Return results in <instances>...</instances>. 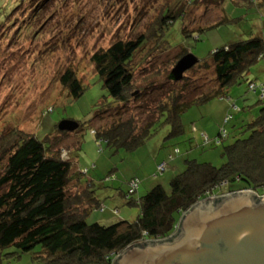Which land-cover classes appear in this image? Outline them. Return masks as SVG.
Here are the masks:
<instances>
[{
  "label": "rangeland",
  "instance_id": "rangeland-1",
  "mask_svg": "<svg viewBox=\"0 0 264 264\" xmlns=\"http://www.w3.org/2000/svg\"><path fill=\"white\" fill-rule=\"evenodd\" d=\"M193 1L178 2V8L183 5L185 15L176 17L164 28L162 39L170 49L156 51L153 55L148 53L146 58L141 57L144 52H140L135 57L136 63H142L135 70L133 89H140L150 81L157 86L163 85L160 89H168L166 81L180 47L198 60H204L214 49L251 36H259L264 42V6L256 4L257 0ZM0 2V17L5 14L0 21V130L14 126L42 139L63 119L82 123L76 131H70L59 149L63 159L68 158L74 163L72 170L83 172L84 178L92 182L91 189L103 209L91 210L85 218L88 223L97 221L109 225L119 220H134L138 206L128 204L122 197L127 190V181L132 177L139 180L133 194V198H138L157 183L168 191L169 180L184 168L185 159L221 166L225 161L221 153L223 146L237 137V127L255 117L262 106L259 93L255 92H260L264 83V56L251 64L248 80L231 83L224 97H213L186 109L181 114L183 131L180 134L168 136L170 126L163 124L133 150L109 146L96 140L90 126L109 123V118L88 122L98 104L110 100L90 56L117 39H129L140 32L156 30L160 15L167 7H173L176 0ZM6 3L7 7H3ZM224 16L226 20H222ZM213 23L217 25L208 27ZM184 27L186 31H183ZM66 69H71L85 83L78 99L68 98L66 89L59 82L60 74ZM155 69L157 74H153ZM187 75L191 84L198 86L196 93L199 86L204 90L205 86L214 85L212 63L208 70L197 67ZM249 80L258 90L247 87ZM200 115L208 119L205 122L210 129L221 127L227 137L203 146L201 136L207 134L197 123ZM221 115L223 118H219ZM76 139L78 147L70 154L68 150L73 146L69 147V144H74ZM175 148L179 153L168 161L166 169L158 175L154 171L151 173L154 165L165 160ZM72 184L73 181L70 186ZM73 187L70 188L72 192ZM14 250L8 247L3 253ZM0 264L34 262L31 253L27 252L17 258L2 255Z\"/></svg>",
  "mask_w": 264,
  "mask_h": 264
},
{
  "label": "trees",
  "instance_id": "trees-1",
  "mask_svg": "<svg viewBox=\"0 0 264 264\" xmlns=\"http://www.w3.org/2000/svg\"><path fill=\"white\" fill-rule=\"evenodd\" d=\"M180 1L176 0L173 7L164 10L156 30L140 32L129 39H117L90 56L95 73L110 97L109 101L102 100L98 104L88 121L91 124L96 119L109 118V123L90 125L99 142L128 151L139 147L163 124L170 126L168 136L180 134L183 131L181 114L186 109L213 97H224L231 83L248 80L251 64L263 56V39L251 36L214 49L207 59L198 60L186 70L180 80H173L168 74L166 90L153 81L133 89L135 70L142 63H136L135 57L140 52H144L141 57L146 58L156 51L170 49L162 39L164 28L176 17L185 15L183 5L178 8ZM256 4L264 6V0H257ZM4 17L5 14L0 21ZM222 18L226 20L225 16ZM216 25L213 23L208 27ZM183 31H186L185 27ZM185 53L187 50L180 47L175 63ZM211 63L214 85L205 86L204 90L199 86L196 93L198 86L191 84L187 72L197 67L208 70ZM153 74H157V69ZM59 82L72 100L78 99L85 89V83L71 69L60 74ZM251 83L254 82L249 80L248 88ZM253 90H258L256 85ZM261 93L262 90L258 96L262 103L258 114L243 121L237 127V137L223 146L221 153L225 161L221 166L188 158L184 168L169 180L168 191L157 183L144 195L133 198L135 192L126 197V190L122 197L128 204L137 205L138 213L132 221L119 220L109 225L86 221L91 210L103 209L91 189L92 182L84 178L83 172L72 170L74 163L68 158L61 157L60 144L82 123L73 120L76 127L72 131L56 126L55 131L42 139L14 126L3 128L0 130V257L10 254L17 258L30 252L34 264H116L126 248L168 239L176 234L175 226L182 214L197 202L245 189L262 195L264 92ZM221 130L219 127L212 138L202 134V145L215 143ZM69 145L73 146L68 150L72 154V149L78 147L77 139ZM176 153H179L177 148L157 164L164 162L166 169ZM157 164L155 175L160 174L156 173ZM72 181L74 192L70 190ZM8 247L15 250L3 253Z\"/></svg>",
  "mask_w": 264,
  "mask_h": 264
},
{
  "label": "water",
  "instance_id": "water-1",
  "mask_svg": "<svg viewBox=\"0 0 264 264\" xmlns=\"http://www.w3.org/2000/svg\"><path fill=\"white\" fill-rule=\"evenodd\" d=\"M197 62L185 53L170 77L180 80ZM57 126L73 130L76 123L63 119ZM116 264H264V196L245 189L197 202L182 214L176 234L128 247Z\"/></svg>",
  "mask_w": 264,
  "mask_h": 264
},
{
  "label": "built area",
  "instance_id": "built-area-1",
  "mask_svg": "<svg viewBox=\"0 0 264 264\" xmlns=\"http://www.w3.org/2000/svg\"><path fill=\"white\" fill-rule=\"evenodd\" d=\"M249 89H252V90L255 89V84H254V83H251V84L249 85ZM261 90H262V93H261V95H262L263 92H264V87H261ZM226 118H227V117H225V119H226ZM225 134H226L225 130L222 129V130H221V134H220V138H219L218 140H216V142H218L220 139H222L223 137H225ZM205 139H206V138H205ZM156 168H157L156 173H161V172L165 169V164H164V162H161V163L157 164ZM127 185H128V186H127L126 197L132 195V194L135 192V190H136L137 187H138V179H137V178H132V179H130V180L128 181ZM256 194H257V193H256ZM257 196H258V197L264 196V193H263L262 195H257ZM177 226H178V225L175 226V230L177 229Z\"/></svg>",
  "mask_w": 264,
  "mask_h": 264
},
{
  "label": "crops",
  "instance_id": "crops-1",
  "mask_svg": "<svg viewBox=\"0 0 264 264\" xmlns=\"http://www.w3.org/2000/svg\"><path fill=\"white\" fill-rule=\"evenodd\" d=\"M263 56H264V55H263ZM255 91H256V90H255ZM255 93H259V92L256 91ZM220 98H222V97H220ZM204 115H205V113H204ZM204 115H200V119H199V120L196 119V120H197V123L201 126L202 130H204V131L206 132L207 136H208L209 138H212V137H214V136L217 134V131H218V128H219V127L214 126L213 129H210L208 123H206V122H208V121H207L208 119H206V120L203 119ZM225 115H226V114H225ZM225 115H224V116H225ZM219 118H223V115H221V117H219ZM246 120H247V119H246ZM205 121H206V122H205ZM201 137H202V136H201ZM202 139H203V137H202ZM159 162H160V161H159ZM154 169H155V165H154L153 170H152L151 173H153ZM137 188H138V187H137Z\"/></svg>",
  "mask_w": 264,
  "mask_h": 264
}]
</instances>
